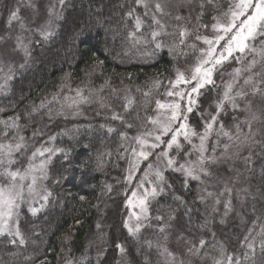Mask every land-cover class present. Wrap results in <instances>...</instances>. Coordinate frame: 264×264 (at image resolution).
Segmentation results:
<instances>
[{
  "label": "snow or ice",
  "instance_id": "snow-or-ice-1",
  "mask_svg": "<svg viewBox=\"0 0 264 264\" xmlns=\"http://www.w3.org/2000/svg\"><path fill=\"white\" fill-rule=\"evenodd\" d=\"M197 3L199 13L195 24L191 16L179 14V9L185 6L191 10L193 0L179 3L177 0H130L131 6L121 18L125 29L123 38L131 48L151 49L146 55L152 56L166 49L173 60L185 65L174 68V76L168 78L166 85L154 78L150 87L146 85L147 90L135 89L139 97L128 87L112 88L106 96L103 93L108 87L107 81L98 89L61 85L51 99H42L38 105L33 103L23 113L0 118V237L9 238L8 243L13 245L26 244L19 227V210L26 204L32 215H36L47 208L53 195L47 186L53 157L62 155L67 160L69 156L68 150L55 146L56 136L38 141L43 135L39 127L33 128L30 137L24 135V130L37 115L48 120L77 117L83 114L82 106L86 105H98L105 111L106 119L118 122L116 127L109 124L99 127L108 135H117L116 153L127 165L124 171L129 186L125 191L128 211L123 227L130 236L139 239L142 229L151 227L153 219L159 222L160 239L155 244L151 240L145 243L149 248L155 246L161 264H193L192 259L180 258L167 245L172 221L176 219L175 210L166 218L150 215L152 201L173 188L166 172L179 174L185 190L195 181L197 198L205 204L211 201L212 212H219L222 206L221 224L235 211L234 199L243 205L251 196L248 188L237 185L245 172L253 171L252 153L244 155L245 150L257 144L264 148V140L256 139L257 132L264 131V0H229L223 11H219L218 0H197ZM57 5L63 9L66 0L50 4L47 19L35 28L25 24L19 7L10 10L7 24L11 27L18 22L22 33H34L47 42L57 34L59 21L64 19ZM28 6L35 7L31 0ZM209 8L218 11L211 17L210 26L200 22ZM31 43V37L22 34L15 37L13 51L25 57L19 65L21 69L28 64ZM15 74V65L0 57V95L10 93ZM225 74L227 79H223ZM217 75L221 77L220 85L216 84ZM208 86L219 87L221 91L214 102V111L202 112L201 124L197 127L189 123V116L197 110L198 98ZM114 102H118L116 107ZM228 109L243 114L244 119L233 116L236 122L226 126L220 118ZM4 111L0 108V113ZM133 116L135 123L129 120ZM112 155V151L98 152L97 167L102 168L105 158ZM237 162L243 164V170L236 166ZM261 175H264V165ZM105 188L112 191L111 185ZM172 199L185 206L190 226L192 209L187 207L184 196L172 193ZM208 223L205 219L195 227L204 229ZM211 237L209 241L203 236H185L180 232L177 240L183 244V255L205 264H257L258 253L260 264H264V215L251 220L234 251L229 252L222 241H217L215 232H211ZM116 247L121 255L126 252L121 244ZM145 264H148L147 258Z\"/></svg>",
  "mask_w": 264,
  "mask_h": 264
},
{
  "label": "trees",
  "instance_id": "trees-1",
  "mask_svg": "<svg viewBox=\"0 0 264 264\" xmlns=\"http://www.w3.org/2000/svg\"><path fill=\"white\" fill-rule=\"evenodd\" d=\"M13 1L0 0V37L6 31ZM130 6V0H66V5L60 9L64 19L59 21L57 34L47 42L40 37L33 39L28 64L16 72L10 82V93L0 95V108L6 109L0 113V118L23 113L31 104L38 105L42 99H51L61 85L73 89H98L107 81L104 95L107 96L112 88L128 87L138 97L140 93L135 89L147 90L146 85L150 87L154 78H159L165 85L175 67L167 50L154 56L146 55L151 49L131 48L123 38L125 29L121 18ZM100 61H103L102 65ZM163 89L161 87V91ZM117 105L118 102H114L113 106ZM82 111V115L67 119L48 120L37 115L24 130V135L30 137L33 128L39 127L43 135L38 141L56 136L55 146L68 150L69 156L67 160L62 155L53 157L47 182L53 195L47 208L36 215L26 209L19 212V227L26 244L13 245L8 243L9 238L0 237V264H67L68 261L72 264H117V244L126 249L129 264H145L146 258L148 264H152L155 260L156 248H149L145 243L148 239L141 237L142 234L147 236L152 229L145 230L137 239L126 235L122 227L126 191L122 172L126 162L116 153L117 135H108L99 127L100 124L116 127L118 122L106 119L105 111L95 104L82 106ZM97 111L101 114L97 115ZM140 114L143 116L144 112ZM129 120L136 122L134 116ZM105 151H112L113 155L105 158L103 167L98 168L97 153ZM262 153L264 148L253 157V171L249 172L248 183L251 196L240 207L239 218L243 217V222L237 217L225 226L218 222L213 225L218 239L229 252L238 248L251 220L264 215ZM167 177L173 188L169 195L158 200V205L166 207L171 203L172 193L183 195L187 207L192 209L189 227L194 230L200 208L194 201L193 184L185 190L176 175ZM105 185H111L112 191L108 192ZM175 206L178 209L174 214L180 211L189 225L185 206L173 202L172 207ZM101 231L102 238L98 236ZM257 264H260L259 253Z\"/></svg>",
  "mask_w": 264,
  "mask_h": 264
},
{
  "label": "rangeland",
  "instance_id": "rangeland-1",
  "mask_svg": "<svg viewBox=\"0 0 264 264\" xmlns=\"http://www.w3.org/2000/svg\"><path fill=\"white\" fill-rule=\"evenodd\" d=\"M54 2H55V0H31V3L35 5V7L32 8V7L28 6L29 0H14L12 10H14L16 7H19V9H20L19 15L23 18L25 24L28 25L30 28H35L38 25L42 24L47 19V8L50 4H52ZM179 2H180V0H177V3H179ZM218 2L220 5L219 11H223L227 7L229 0H218ZM57 11H60L59 5H57ZM198 13H199V8H198L197 0H193L191 10L187 6L179 9L180 15H183L186 17L191 16L193 18L192 19L193 24L196 23L195 17H196V15H198ZM217 14H218L217 10L209 8V10L205 11L200 22L208 24L210 26L212 23L211 17L213 15H217ZM204 31H205L204 29H201V32H204ZM20 34H22L25 37H31L32 41L35 37H39V36H37L31 32H23L22 33L18 22H14L11 27H9L7 22H6V31H5L4 35L1 36V37H3V40L0 41V57H2L5 60V62L11 61L15 65L16 72L19 69H21V68H19V65L21 63H24V60H25V57L22 53L13 51V49L15 48V37L17 35H20ZM25 42H27V40ZM31 44L29 45V49H30ZM174 63H175V67H177V66L184 67L185 66L182 62H178L176 60H174ZM229 71H230V69H229ZM173 76H174V69H173L172 77ZM215 79H216V84L220 85L221 84V77L219 75H217ZM223 79H227L226 74L224 75ZM166 84H167V82H166ZM202 91H204V95H202L201 97L198 98L197 110H195L189 116V123L194 125V126H197V127H199L201 124L200 117H201L202 112H213L214 111V102L217 99L218 94L221 91V89L219 87L208 86L205 90H202ZM233 116H235L237 120H243L244 119L243 114L234 113V112H232L231 109H228L227 114L222 115L220 119L225 123L226 126H231L232 124H234L236 122L235 120H233ZM260 127H261L260 125L255 126L256 129H260ZM245 131H247V129H245ZM256 139L257 140H263L264 139V131H258ZM196 142H198V141H196ZM209 146L211 147V143ZM261 148H262L261 145L257 144V145H254L251 149L245 150V152L243 154L248 155L249 151H250L252 153V160H253V157L256 156L260 152ZM126 166L127 165L125 163V165L123 167V172H122V182L125 185V190H128L129 186L125 182L126 173L124 171ZM236 166L241 168V170H243L244 166L241 162H237ZM249 174H251V173H249V172L244 173V176L241 178V182L239 185H237V187H246V188L250 189L249 185H248L249 177H250ZM165 175H166V177L168 175H176L178 178L182 179L180 177V175L177 173L166 172ZM192 184H193V188L195 191L194 201H196V203L198 204V206L200 208V218H199V220H197L194 223V227L198 224H203L205 222V219H207L209 222L208 227L204 228V229H199V228L195 227L194 230L191 229V231H189L188 230L189 225L186 224L184 216H182L180 214V211H178L176 214H174L176 216V219L174 221H172L173 228L169 230V239L167 241V245L170 249L176 251L178 256H180V258H184L186 260L192 259L193 264H205L204 261L198 260L196 258H190V257H187L186 255H183L185 249L183 248L182 242H179L177 240V235L180 232H183L185 236H195L197 238L200 236H203L205 239L211 241L212 240L211 232L216 233V231L213 228L214 223L218 222L220 225L225 226L226 224L230 223V221L235 220V218H237V217L239 218L240 217L241 203L239 201H237L236 199L233 200V204L235 205V211L233 213H231L227 218H225V222L223 224H221L220 220H221V216H222V212H223L222 206H221L219 212H212L211 201H208L206 204L201 203L199 201V199L197 198L198 185L195 181L190 182V185H192ZM170 192L171 191L169 189L167 191V194H165L161 197H157V199L155 201H152L151 206H150V215L151 216H153V217L156 215L166 216V214L173 211V209L175 211L178 209L176 206H175V208L172 207L173 202H175V203L177 202L174 200H172V202L169 203L166 207H163V204L158 205V200L169 195ZM35 206L37 207V205H35ZM124 207H125V200H124ZM22 209L28 210V206L26 204L22 205L19 212ZM127 211L128 210L125 207V213L123 216V220L126 218ZM237 213H239V215H237ZM239 219H241V218H239ZM123 220H122V227H123ZM158 223L159 222H157L153 219L151 221L152 226L151 227H145L141 231V234H142L145 230L150 231V229H152L150 231L151 233H149L147 236H143V234H142L141 237H143V239H146V240L147 239L151 240L155 244V242L158 239H160V234L157 231V224ZM123 229H124L126 235L130 236L124 227H123ZM209 229L211 231H209ZM98 236H100L102 238V236H103L102 231L98 232ZM98 240H100V239H98ZM216 240L221 241L220 239H218V233H216ZM117 264H129V261H128L127 257L125 256V253L123 255H121L119 250H118ZM152 264H161V257H159L158 253H157L155 260L152 262Z\"/></svg>",
  "mask_w": 264,
  "mask_h": 264
}]
</instances>
